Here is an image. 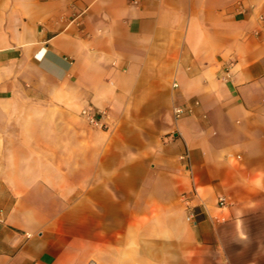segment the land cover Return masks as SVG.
<instances>
[{"label":"crops","instance_id":"1","mask_svg":"<svg viewBox=\"0 0 264 264\" xmlns=\"http://www.w3.org/2000/svg\"><path fill=\"white\" fill-rule=\"evenodd\" d=\"M0 264H264V0H0Z\"/></svg>","mask_w":264,"mask_h":264},{"label":"built area","instance_id":"2","mask_svg":"<svg viewBox=\"0 0 264 264\" xmlns=\"http://www.w3.org/2000/svg\"><path fill=\"white\" fill-rule=\"evenodd\" d=\"M175 85H177V84L175 83ZM190 110H191L190 108H187L184 106H177L174 108V113H175V116L177 118H180L183 115L187 114ZM83 113L87 116V118L89 119V121L92 124L99 125L100 121L94 113H92L88 109H84ZM226 202H227V200L224 196L219 197V199H218L219 206H221V207L226 206ZM189 219H192V216H189ZM26 234H27V236H31V233H29V232H27Z\"/></svg>","mask_w":264,"mask_h":264}]
</instances>
